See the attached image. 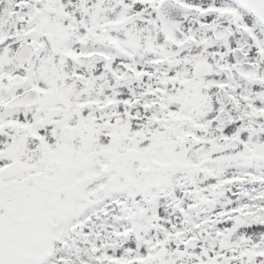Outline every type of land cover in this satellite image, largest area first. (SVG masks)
Here are the masks:
<instances>
[{
    "label": "snow or ice",
    "instance_id": "obj_1",
    "mask_svg": "<svg viewBox=\"0 0 264 264\" xmlns=\"http://www.w3.org/2000/svg\"><path fill=\"white\" fill-rule=\"evenodd\" d=\"M0 264H264V0H0Z\"/></svg>",
    "mask_w": 264,
    "mask_h": 264
}]
</instances>
